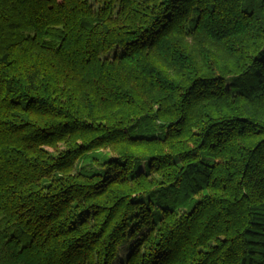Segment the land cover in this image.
<instances>
[{
    "label": "trees",
    "instance_id": "1",
    "mask_svg": "<svg viewBox=\"0 0 264 264\" xmlns=\"http://www.w3.org/2000/svg\"><path fill=\"white\" fill-rule=\"evenodd\" d=\"M0 264H264V0H0Z\"/></svg>",
    "mask_w": 264,
    "mask_h": 264
}]
</instances>
